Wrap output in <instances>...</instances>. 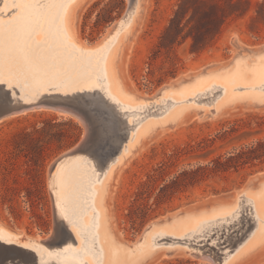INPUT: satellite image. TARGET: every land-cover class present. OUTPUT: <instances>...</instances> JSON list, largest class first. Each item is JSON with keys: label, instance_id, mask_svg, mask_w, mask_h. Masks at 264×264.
Instances as JSON below:
<instances>
[{"label": "rangeland", "instance_id": "rangeland-1", "mask_svg": "<svg viewBox=\"0 0 264 264\" xmlns=\"http://www.w3.org/2000/svg\"><path fill=\"white\" fill-rule=\"evenodd\" d=\"M63 1L65 0H0V30L4 27L8 28L3 35L7 41L0 40V55L8 59L7 66L17 67V72H20L21 67L26 66V71L22 70L25 73L24 76L29 72H35L38 65H41V69L49 65L46 71L53 73L57 63H48L60 58H64L66 62L75 59L74 65L77 69L75 68L72 73H69V69L64 72L65 62L60 65L61 68L58 70L60 74L56 77L64 79L65 84L71 83V79L75 77L73 84L81 81L83 87L92 85L103 87L102 81L97 76L99 70L97 62L103 55L104 49L99 54L97 52L87 53L83 50L96 49L103 44L110 31L126 12L129 0H86L80 10L75 38L64 37L63 42L57 43L56 41L62 38L57 28V20L66 10V4L73 0L65 1V3ZM219 1L235 4L233 8L235 12L227 19L212 47L199 55H193L187 51L186 45H181L176 50V58L172 57L178 68L177 75L174 78H165L163 73L171 66L170 61L160 57L150 67L149 57L158 36L173 15L179 0H144L133 33L128 37L131 41L130 54L123 66V80L127 87L121 91L123 94H130L133 100L126 101L119 95L122 103L130 106L137 105L141 98H151L161 87L189 73L196 74L206 67H208V72L222 71L231 67L237 58L245 55L258 56L264 53V0ZM62 3L65 5L61 6ZM20 25H26V30L20 32L18 30ZM20 34L25 36L21 38ZM86 63L88 67L83 66L78 71V66ZM93 65L94 68H92ZM0 72H4L2 67H0ZM80 72L82 77L78 75ZM35 73L37 76L41 75L39 71ZM12 76V74L5 75V73L1 76V106L10 104L12 92L15 96L18 94L19 87L12 85L9 88L13 80L8 81L7 79ZM261 76L254 81L259 83V86L253 82L230 83L228 88L232 89L231 93L235 94L264 95V72ZM159 77L165 79L159 82ZM4 84H7V87ZM204 86L206 88L202 87L203 89L195 91L196 93L193 91L186 95L183 94L184 96L177 95L176 98L173 94H167V96L165 94L162 97L166 99L165 101L161 103L156 101L159 105L158 109L129 117V119H136L135 126H138L146 121L160 120L173 106L183 104L188 106L186 109L188 111L183 112L184 114L172 128L165 127L161 130L162 132L159 131L156 134L157 136L143 139L140 150L138 149L125 161L126 163L124 162L116 169L117 171H114L109 182L106 205L110 225H112L111 228L118 242H135L147 224L183 207L209 199L227 202L234 197L235 193L246 189L249 190L245 196L250 197L259 189L258 177L252 182L250 180L264 173V163L255 162V165H245L236 170L230 169L224 173L207 176L194 186L176 194L169 203L163 204L151 213L143 224H136L132 227L131 222L125 217L133 192L139 183L144 181L146 175L158 164L168 161L170 154L177 152V157L164 168L163 177L165 179L172 177L182 169L207 164L219 155L226 157L258 140L264 141V99L258 102L248 98L228 103L211 115L214 113V102L222 95L223 89L218 83ZM80 97L87 99V97H96V94L78 93L68 95L66 98L80 99ZM1 99L5 101L2 102ZM211 111L213 113H210ZM122 126L131 128L133 124L128 125L125 121ZM87 127L86 117L78 110L53 105H40L34 107L33 110L0 118V227L31 239L48 238L54 229L56 220L49 175L54 174L57 167L51 173L50 169L59 157L78 148L87 139ZM130 128L126 129L130 130ZM129 133H134V130L131 129ZM80 155L94 164L95 174H101L103 167L98 165L94 155L88 153ZM71 161L77 162L78 167H71L70 162L67 166L65 164L63 188L67 193L73 191L75 195L73 181L76 178L79 182L82 181L84 179L82 169L89 165L76 158ZM72 174L74 177L71 176ZM94 180L91 183L93 188L90 186L91 190L97 188L100 192L106 180L103 176ZM92 195L94 199V193ZM59 208L63 209L62 205ZM79 210L82 211L79 216H83V219L88 220L89 216L93 219L94 212L91 208L87 211ZM219 224L217 231L214 230L215 226H212L206 233H195L190 236V238L194 236L190 241L184 240L176 245L175 243L169 245L170 240L161 239L157 248L160 245L161 247L153 256L148 257L147 261L145 259V264H212L204 258L197 257L204 252L214 255L217 258L216 263L221 264L231 256H224V253L232 250L239 242L241 244L254 229L256 221L252 219L251 211L243 207L238 219L222 220ZM169 246L175 247L167 249ZM2 254L0 251V255ZM86 258L95 264L93 257ZM234 264H264V247L260 246Z\"/></svg>", "mask_w": 264, "mask_h": 264}, {"label": "bare ground", "instance_id": "bare-ground-1", "mask_svg": "<svg viewBox=\"0 0 264 264\" xmlns=\"http://www.w3.org/2000/svg\"><path fill=\"white\" fill-rule=\"evenodd\" d=\"M65 1L70 2L69 0ZM65 1L63 2L65 3ZM84 2H86V0H73L71 3L66 4L68 7L66 6V10H64V13H62L63 17L60 14L57 20V28L62 34V38L58 39L56 41L57 43L63 42L64 37L75 38L76 27L78 26L77 22H79L78 20L81 13L80 10ZM143 2L144 0H134L132 4L127 7L124 15L119 19L100 47L87 50H83L81 48L84 52H97V54H99V52L104 49L103 55L101 54L102 56L97 62V68L99 69L97 71V76L100 81H102L103 87L100 85L83 87L81 81L73 84L75 77L71 79V83L65 84L63 82L64 79L61 80L59 77H56L58 74H60V72H58V70L61 68L60 65L66 62L64 58H60L56 61L53 60L52 62L48 63H57L56 70H54L53 73L46 71L49 69V65L44 69H41V65H38L36 68L37 70L34 71H39L41 74L40 76H37V73L35 72H29L28 75L24 76L25 73H23L22 70L27 68L26 66L21 67L20 72H17V67L12 68L10 65L7 66L6 63L8 59L1 57L2 55H0V67L4 69V72H0V79L3 73H5V75L12 74V78L7 79L8 81L13 80L9 88H11L12 85L16 86L17 88L19 87L18 94L16 96L13 92L11 94V105L19 102L30 103L43 97L62 99L68 97V95L72 96L78 93H95L96 96L100 97L112 111L122 116L128 125L133 124L131 128L130 126H128V128H130V130H134V133L131 134L129 133L130 130L126 129L128 136L124 141L120 152L102 168L101 174H95L93 171L94 164L80 154L65 155L63 157L61 156L53 163L50 173L54 170V168L57 167V169L55 170L54 174L51 173L49 175V186L52 192L51 197L54 213L57 218L67 224L69 230L72 233L73 240L68 239L63 245L57 248L46 249L35 244L34 241L39 240L38 238L31 239L24 237L0 227V241L5 243H21L22 245L35 250L38 249L39 254L44 257V261H55L58 264H92L90 259L86 258L90 256L95 259V264H141L143 261V264H145V259L147 261V258L153 256V254H155L156 251L161 247L160 245V247L157 248L161 239H168L170 240L169 245H172L173 243L176 245V243H182L184 240L190 241L192 238H194V236L191 238L190 236L195 233H206L212 226H215L214 230L217 231L220 227L219 222L222 220L232 221L238 219L241 209L245 207L251 211L252 219L256 221V224L254 225L255 227L241 244L239 242L232 250L226 251L224 253V256H231H229L221 264H234L239 259L251 254V252L253 253L260 246L264 247V173L256 175L250 180V182H252L254 178L260 177L258 179L259 183L257 184L259 189L253 192L250 197L248 195V197L245 196L249 190L246 189L244 191L235 193L234 197H232V199L229 201L219 202L217 206L211 208H206V205L216 201L215 199H209L204 202H198L190 206L183 207L151 222L153 224L152 227L146 231L143 230L138 239L133 243L118 242L113 233L111 228L112 225H110L111 222L107 212L106 198L109 182L113 177L114 171H117L116 169L123 165L124 162L140 148L143 139L149 137L152 138V136H155L165 127L172 128L176 121L185 113L184 111H188L186 110L188 106H186L187 104H183L182 106H173L167 111L165 116L160 118V120L157 119L152 121L148 118L151 121H146L145 123L143 122L138 126L136 125L137 127L135 126L137 120L134 118L129 119V117L138 115V113H148L152 110L158 109L159 105L156 103V101L158 100L160 103L165 101L166 99L162 98L165 94L166 96L167 94H173V96L175 95L176 98L177 95H186L187 93L189 94V92H195L199 89L201 90L206 88V86H204L206 84L215 85V83H218L223 89L222 95L216 100V102H214V113L211 111L210 113H213L211 115H214L221 107L228 103H235L248 98H252L254 101L258 102L264 99V95L259 94L252 95L250 93V95H248L247 93V95H244L240 94L239 92V94H235L234 92H232L234 93L232 94V89L228 88L230 83L247 84L253 82L254 84H257L254 81L261 78V75L264 72V53L259 54L257 52L259 54L258 56L245 55L237 58L231 67L225 68L222 71L212 70V72H208V67H206L199 70V72L196 74L189 73L176 79L169 85L161 87L151 98H141L137 105L130 106L126 103H122V100H119V95L122 96V98L126 101L133 100L130 94H123L121 91V89L123 90L125 87H127L123 80V66H125L124 64L128 55L130 54L131 41L128 37L133 33L138 13L141 10V5ZM64 5L65 4L63 3L61 4V6ZM6 28L7 27L1 28L2 30H0V40L4 39L7 41L6 37L3 38V35H5L8 30V28ZM13 30L14 29L12 28V31ZM18 30L20 32L25 31L26 25H20ZM23 36L25 35H19L21 38ZM74 57L78 58L77 56ZM74 63L75 59L66 62L65 68H63L65 69L64 72L69 69V73H72V71L77 67L74 65ZM83 66L88 67V64L86 63L85 65H79L78 71ZM92 68H94V65ZM78 71L76 70V72ZM17 74L20 75L17 76ZM78 75L81 76L82 73L80 72ZM76 79H78V81L80 80V78ZM4 85L7 87V84ZM257 85L259 86V83ZM175 98L173 99L176 100ZM209 108H211V106ZM207 112L208 111H206V113ZM74 158L84 161L85 164L89 165L87 167H83L82 169V174H84L82 177L84 179L79 182L78 178H76L73 181L75 195L73 191L67 193L63 188V171L67 164L70 162L71 167H78L77 162L71 161ZM75 174L76 173H74V175ZM71 176H73V174ZM102 176L106 181L104 186L100 185L102 186L99 190L100 192L97 191V188L96 190L93 189L95 191L91 190L93 188V185L91 184L93 180ZM93 193L95 195L94 199H92ZM59 204L62 205L63 209L59 208ZM90 208L94 212V214H92L94 215L93 219H90L89 216V219L85 220L83 219V216V218L79 216L82 213V211L79 209L87 211ZM60 210L63 211L61 212ZM223 215L225 216L223 217ZM236 216L237 218H235ZM259 221L261 222L260 225L258 223ZM204 226L208 227L203 228ZM172 247L175 246H169L167 249ZM199 255L201 256L197 257L204 258L206 259L205 261L211 262L212 264H218L216 263L217 258H215L214 255L212 256L205 252Z\"/></svg>", "mask_w": 264, "mask_h": 264}, {"label": "trees", "instance_id": "trees-1", "mask_svg": "<svg viewBox=\"0 0 264 264\" xmlns=\"http://www.w3.org/2000/svg\"><path fill=\"white\" fill-rule=\"evenodd\" d=\"M234 5L221 3L219 0H179L173 15L158 36L148 65L151 67L153 62L163 57L171 64L164 71L163 77H176L178 68L172 57L176 58L177 48L186 45L190 54L199 55L212 47L227 19L234 15ZM165 78L159 77L158 81L161 82ZM176 157L177 152L170 154L168 161H163L152 169L133 192L125 215L132 227L143 224L151 213L163 204L169 203L176 194L194 186L211 174L224 173L230 169L236 170L245 165H255V162L263 164L264 141L258 140L226 157L219 155L207 164L182 169L165 179L164 168Z\"/></svg>", "mask_w": 264, "mask_h": 264}, {"label": "water", "instance_id": "water-1", "mask_svg": "<svg viewBox=\"0 0 264 264\" xmlns=\"http://www.w3.org/2000/svg\"><path fill=\"white\" fill-rule=\"evenodd\" d=\"M133 1L129 0L128 7ZM41 99L30 103L19 102L12 105L4 104L3 106L0 104V118L11 113L29 111L40 105L72 107L86 117L88 121V136L78 148L62 155V157L65 155L88 153L89 155H94L98 165L104 167L112 158L118 155L124 141L127 139L126 128L128 126H122L125 124V119L112 111L100 97H87V99L84 97H80V99L43 97ZM1 101L3 102L5 99H1ZM93 134L94 138H92ZM218 204L219 201H214L207 204L206 208H211ZM55 218V226L52 233L46 239L34 241L35 244L46 249H54L63 245L68 239L73 240L72 233L67 224L56 216ZM152 225L150 222L143 230L150 229ZM0 251L3 253L0 255V264H58L55 261H44V257L39 254L38 249L35 250L21 243H5L0 241Z\"/></svg>", "mask_w": 264, "mask_h": 264}]
</instances>
